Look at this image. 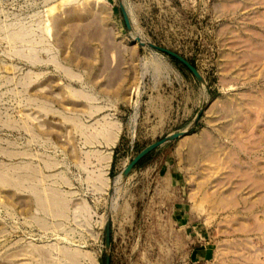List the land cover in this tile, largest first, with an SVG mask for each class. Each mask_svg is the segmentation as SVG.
Wrapping results in <instances>:
<instances>
[{
	"label": "rangeland",
	"instance_id": "1",
	"mask_svg": "<svg viewBox=\"0 0 264 264\" xmlns=\"http://www.w3.org/2000/svg\"><path fill=\"white\" fill-rule=\"evenodd\" d=\"M120 2L0 0V264H264V0Z\"/></svg>",
	"mask_w": 264,
	"mask_h": 264
},
{
	"label": "water",
	"instance_id": "2",
	"mask_svg": "<svg viewBox=\"0 0 264 264\" xmlns=\"http://www.w3.org/2000/svg\"><path fill=\"white\" fill-rule=\"evenodd\" d=\"M121 9H122V13H123L125 25H126L127 29L130 32H132L131 22H130V19H129V14L127 12V9L123 5L122 1H121ZM133 38H134L135 41L139 42V44H141L142 46H149L151 48H154L156 50L162 51V52L166 53L167 55L175 58L176 60H178L179 62H181L183 65H185V67H187V69L197 79V81L199 82V84H201L203 86L205 85V79L202 76V74L200 73V71L198 70V68L193 63H191L186 57H184L183 55H181L180 53H178L176 51H173L171 49H168L166 47H162V46L156 45L154 43L144 41L140 36H133ZM202 113H203V110L200 109L198 111L197 115L195 116L194 121H193L192 124H194L195 122H197L200 119ZM188 131H189V129H186L184 131H179V132H173V133L169 134L168 136H166L165 138H162V139H160L158 141H155V142L147 145L146 147H144L123 168V170H122V178H123V181H126L127 180V178L129 177V175H130L131 171L134 169V167L149 152L153 151L154 149H156L157 147L161 146L162 144H164V143H166L168 141H172V140H175V139H177L179 137L185 136ZM111 202H112V200L109 201V208H111ZM110 246H111V219H110V217H108L107 222H106V238H105L106 255H105V264H111V255L109 254Z\"/></svg>",
	"mask_w": 264,
	"mask_h": 264
},
{
	"label": "bare ground",
	"instance_id": "3",
	"mask_svg": "<svg viewBox=\"0 0 264 264\" xmlns=\"http://www.w3.org/2000/svg\"><path fill=\"white\" fill-rule=\"evenodd\" d=\"M123 5L125 6V8L127 9L126 5H125V2L124 0H121ZM120 5H121V2H120ZM128 14H129V11L127 10ZM129 19H130V22H131V28H132V31H133V24H132V21H131V17H130V14H129ZM112 199V198H111Z\"/></svg>",
	"mask_w": 264,
	"mask_h": 264
},
{
	"label": "trees",
	"instance_id": "4",
	"mask_svg": "<svg viewBox=\"0 0 264 264\" xmlns=\"http://www.w3.org/2000/svg\"><path fill=\"white\" fill-rule=\"evenodd\" d=\"M173 59H175V58H173ZM175 60H176V59H175ZM176 61L179 62L178 60H176ZM179 63H180V62H179ZM192 63H193V62H192ZM180 64H181V63H180ZM193 64H194V63H193ZM140 162H141V161H140ZM140 162H139V163H140Z\"/></svg>",
	"mask_w": 264,
	"mask_h": 264
},
{
	"label": "crops",
	"instance_id": "5",
	"mask_svg": "<svg viewBox=\"0 0 264 264\" xmlns=\"http://www.w3.org/2000/svg\"><path fill=\"white\" fill-rule=\"evenodd\" d=\"M172 216H173V214H172Z\"/></svg>",
	"mask_w": 264,
	"mask_h": 264
}]
</instances>
